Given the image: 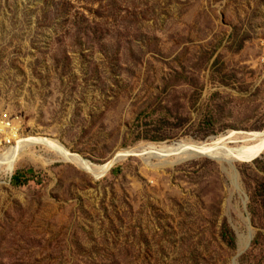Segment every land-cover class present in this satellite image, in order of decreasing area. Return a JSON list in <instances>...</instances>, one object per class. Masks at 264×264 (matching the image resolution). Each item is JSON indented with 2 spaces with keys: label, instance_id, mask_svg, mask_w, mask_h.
Instances as JSON below:
<instances>
[{
  "label": "rangeland",
  "instance_id": "374dc122",
  "mask_svg": "<svg viewBox=\"0 0 264 264\" xmlns=\"http://www.w3.org/2000/svg\"><path fill=\"white\" fill-rule=\"evenodd\" d=\"M4 116L123 160L0 168V264H264V154L151 153L264 134V0H0Z\"/></svg>",
  "mask_w": 264,
  "mask_h": 264
},
{
  "label": "bare ground",
  "instance_id": "6f19581e",
  "mask_svg": "<svg viewBox=\"0 0 264 264\" xmlns=\"http://www.w3.org/2000/svg\"><path fill=\"white\" fill-rule=\"evenodd\" d=\"M16 140V145L11 146L6 154L0 157V168L5 167V171L8 173L12 172L14 166L26 149L36 145L44 146L48 150L56 153L60 158L79 164L83 169L97 177L103 176L107 173L114 163V160L102 165H94L92 163L84 162L77 156H74L58 141L43 136L29 137L26 139L17 136ZM229 143H236L238 145H236L235 148H231L228 146ZM152 149V154H157L162 157L175 155L184 149H186L189 154H211L216 149H219L225 156L230 155L236 160L250 163L256 156L264 154V134L229 132L220 138L211 139L208 143L203 142L195 145L178 143Z\"/></svg>",
  "mask_w": 264,
  "mask_h": 264
},
{
  "label": "built area",
  "instance_id": "2783aa9c",
  "mask_svg": "<svg viewBox=\"0 0 264 264\" xmlns=\"http://www.w3.org/2000/svg\"><path fill=\"white\" fill-rule=\"evenodd\" d=\"M3 136L4 150L16 145V137L19 136L18 127L7 116L0 118V137Z\"/></svg>",
  "mask_w": 264,
  "mask_h": 264
},
{
  "label": "water",
  "instance_id": "95a60500",
  "mask_svg": "<svg viewBox=\"0 0 264 264\" xmlns=\"http://www.w3.org/2000/svg\"><path fill=\"white\" fill-rule=\"evenodd\" d=\"M257 157H258V156H256V157L253 158V159H256ZM120 160H123V159H121V158H120V159L116 158V159L114 160V163H113L112 167H113L115 164H117V162H120ZM112 167H111V168H112ZM111 168L109 169V171L111 170ZM109 171H108V172H109ZM105 175H106V174H104V176H105Z\"/></svg>",
  "mask_w": 264,
  "mask_h": 264
}]
</instances>
